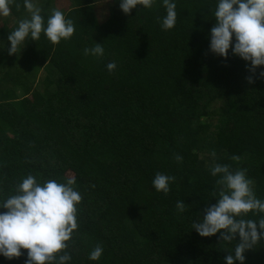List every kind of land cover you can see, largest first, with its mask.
<instances>
[{
    "label": "trees",
    "instance_id": "obj_1",
    "mask_svg": "<svg viewBox=\"0 0 264 264\" xmlns=\"http://www.w3.org/2000/svg\"><path fill=\"white\" fill-rule=\"evenodd\" d=\"M37 3L45 18L62 10L76 29L55 45L42 34L9 55L7 37L28 15L23 0L0 17V200L28 174L75 179L82 200L70 264H225L238 234L232 244L219 232L201 237L191 222L216 203L213 163L246 168L264 199V66L253 73L231 48L227 58L209 51L215 0H176L168 31L158 20L162 0L127 15L115 0ZM93 42L104 56L83 54ZM157 172L175 177L167 194L152 188ZM98 243L104 252L90 261ZM26 252L0 264H24ZM244 256L243 264H264V242Z\"/></svg>",
    "mask_w": 264,
    "mask_h": 264
},
{
    "label": "clouds",
    "instance_id": "obj_2",
    "mask_svg": "<svg viewBox=\"0 0 264 264\" xmlns=\"http://www.w3.org/2000/svg\"><path fill=\"white\" fill-rule=\"evenodd\" d=\"M125 15L137 5L143 9L153 7L155 0H115ZM12 0H0V17L10 14ZM165 14L158 17L162 30L168 31L177 22L176 0H162ZM28 15L18 21L8 35V53L16 54L28 40H39L41 35L53 45L70 39L76 25L64 12L52 8L45 18L37 0H23ZM19 7V5H17ZM215 23L208 35L209 51L221 58L231 54L248 63L249 71L264 66V0H215L211 11ZM3 47V46H2ZM0 47V48H2ZM85 56L102 57L103 44L94 43L83 49ZM117 68L115 60L106 64L109 72ZM264 77V71L259 73ZM252 80L249 78V83ZM215 158L216 153L210 154ZM176 161L183 157L175 155ZM239 161V155L231 157ZM210 174L218 177V190L214 192L216 203L209 206L198 222H191L199 236L209 237L220 233L224 242L232 244L238 234L239 243L234 244L225 257V264H243L244 252L264 242V199L258 198L252 188L253 181L246 168L232 169L231 165L213 163ZM174 176L157 172L151 184L156 192L167 194ZM75 179L59 182L48 179L43 182L28 174L16 185L14 193L0 200V256L11 260L27 250L24 264H70L72 254L67 251L77 224V205L81 193L74 187ZM183 200L176 202L178 213L185 211ZM258 219L247 218L249 213ZM259 231H258V227ZM104 252L97 244L88 254L90 261H98Z\"/></svg>",
    "mask_w": 264,
    "mask_h": 264
},
{
    "label": "rangeland",
    "instance_id": "obj_3",
    "mask_svg": "<svg viewBox=\"0 0 264 264\" xmlns=\"http://www.w3.org/2000/svg\"><path fill=\"white\" fill-rule=\"evenodd\" d=\"M15 22H16V21H15V20H13V22H12V23H13V24H15ZM11 27H12V26H11Z\"/></svg>",
    "mask_w": 264,
    "mask_h": 264
}]
</instances>
